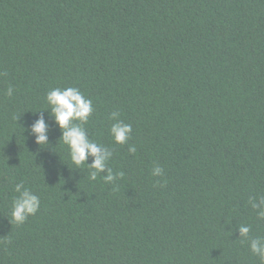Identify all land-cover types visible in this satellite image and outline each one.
Listing matches in <instances>:
<instances>
[{
	"label": "trees",
	"instance_id": "1",
	"mask_svg": "<svg viewBox=\"0 0 264 264\" xmlns=\"http://www.w3.org/2000/svg\"><path fill=\"white\" fill-rule=\"evenodd\" d=\"M68 87L111 183L59 141L46 96ZM19 183L40 199L22 224ZM262 198L264 0H0V264H264Z\"/></svg>",
	"mask_w": 264,
	"mask_h": 264
},
{
	"label": "clouds",
	"instance_id": "2",
	"mask_svg": "<svg viewBox=\"0 0 264 264\" xmlns=\"http://www.w3.org/2000/svg\"><path fill=\"white\" fill-rule=\"evenodd\" d=\"M6 94L11 96L13 89L11 87L8 88ZM46 100L49 106L48 109L51 110L50 115L61 130L59 141H62L67 146L71 161L77 168L86 164L89 169H92L89 173L91 180H95L98 173L107 171L104 179L108 183L124 175L123 172L115 175L112 173V170L107 167L106 163L111 158L112 152L103 145L91 140L83 127L93 113V102L91 99L86 98L78 88L68 87L64 89H52L47 93ZM119 115V112L111 113L110 118L116 122L111 125L110 134L115 143L124 145L130 139L132 126L119 120ZM28 130L35 137L37 145L41 146L48 143V125L45 123L42 115L31 124ZM129 151L135 153L136 148L130 145ZM90 156L93 159L92 163L88 164L87 161ZM162 174L163 169L161 167H154L152 171L153 176H161ZM15 191L19 193V196L13 202L12 221L22 224L29 216L35 215L38 212L40 199L27 189L23 183L15 185ZM261 203L264 204V198L261 199ZM256 207L253 204V208L255 209ZM258 215L264 217V211H260ZM249 232V226H240L241 237H247ZM261 242H264V238H256L250 244V249L254 255L264 261V247L260 246Z\"/></svg>",
	"mask_w": 264,
	"mask_h": 264
}]
</instances>
